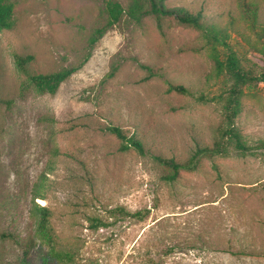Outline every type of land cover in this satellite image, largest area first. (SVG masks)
Instances as JSON below:
<instances>
[{"label":"rangeland","instance_id":"obj_1","mask_svg":"<svg viewBox=\"0 0 264 264\" xmlns=\"http://www.w3.org/2000/svg\"><path fill=\"white\" fill-rule=\"evenodd\" d=\"M105 1L11 0L14 26L0 31V264H264V84L244 89L235 119L250 153L201 158L165 180L172 173L155 157L186 164L212 145L221 105L195 97L218 96L221 79L208 78L201 32L172 17L123 15L90 46ZM160 1L201 13L245 67L264 66L247 21L255 9L264 26V0ZM16 56L33 57L30 74L77 70L55 94L40 93ZM108 126L143 154L121 151ZM41 207L51 243L37 230Z\"/></svg>","mask_w":264,"mask_h":264},{"label":"trees","instance_id":"obj_2","mask_svg":"<svg viewBox=\"0 0 264 264\" xmlns=\"http://www.w3.org/2000/svg\"><path fill=\"white\" fill-rule=\"evenodd\" d=\"M103 12L105 15V24L91 34L89 38L90 46L94 45L109 28L114 27L123 15H126L134 22H139L143 17L148 15L155 17L157 20L172 17L180 24L199 30L208 43L209 55L214 62L212 73L208 75V78L221 79L223 89L218 96L206 98L203 95H199L195 97V100L201 104L219 103L222 109V122L216 129V137L212 145L210 147H197L186 164L177 163L173 159L155 157V160L160 165L169 169L172 173L165 176V180L173 181L179 171H193L196 163L201 158H225L230 154L243 156L250 153V147L245 144L235 127V119L242 111L244 89L264 84V66L260 69L245 67L242 60L227 43L228 36L225 34V31L208 27L201 13L194 14L181 7L165 8L160 0H129L126 9L116 0H106ZM248 13L247 21L257 30L256 34L258 39L264 46V26L258 24L255 9L251 11V8H249ZM13 26L14 3L11 0H0V31L10 30ZM216 46L220 48L221 54L218 52ZM260 52L264 55V47ZM32 60V56L15 57L18 72L24 74L28 82L40 93L55 94L60 85L77 70L76 68H65L50 74H30L27 70V64ZM167 91L194 97L191 92L182 86L169 85ZM105 130L120 140L121 151L132 148L139 154H143L144 147L139 140L128 137L118 127L108 126ZM38 212L40 217L37 228L38 233L45 242L51 243V235L48 228L49 212L44 207L38 208ZM120 213L126 217L141 221L147 214V210L129 213L121 209ZM94 222L96 224L97 220ZM41 264H50V262L48 258H43L41 259Z\"/></svg>","mask_w":264,"mask_h":264}]
</instances>
